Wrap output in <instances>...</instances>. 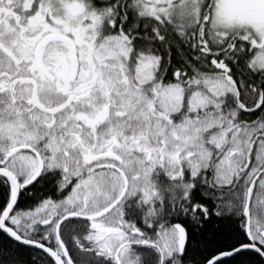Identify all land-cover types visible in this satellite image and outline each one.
Returning a JSON list of instances; mask_svg holds the SVG:
<instances>
[{"label":"snow or ice","instance_id":"snow-or-ice-1","mask_svg":"<svg viewBox=\"0 0 264 264\" xmlns=\"http://www.w3.org/2000/svg\"><path fill=\"white\" fill-rule=\"evenodd\" d=\"M0 264H264V0H0Z\"/></svg>","mask_w":264,"mask_h":264}]
</instances>
